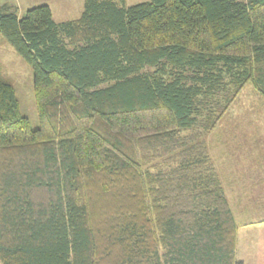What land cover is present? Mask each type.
Here are the masks:
<instances>
[{"label":"trees","instance_id":"trees-1","mask_svg":"<svg viewBox=\"0 0 264 264\" xmlns=\"http://www.w3.org/2000/svg\"><path fill=\"white\" fill-rule=\"evenodd\" d=\"M39 126L0 73V264H244L204 138L264 97V0L0 9Z\"/></svg>","mask_w":264,"mask_h":264},{"label":"rangeland","instance_id":"rangeland-1","mask_svg":"<svg viewBox=\"0 0 264 264\" xmlns=\"http://www.w3.org/2000/svg\"><path fill=\"white\" fill-rule=\"evenodd\" d=\"M40 3L50 5L55 20L74 17L83 8V0H0V9L11 5L21 16ZM0 73L15 89L20 113L37 128L32 70L1 35ZM204 138L238 223L236 258L244 264H264V97L245 84Z\"/></svg>","mask_w":264,"mask_h":264},{"label":"crops","instance_id":"crops-1","mask_svg":"<svg viewBox=\"0 0 264 264\" xmlns=\"http://www.w3.org/2000/svg\"><path fill=\"white\" fill-rule=\"evenodd\" d=\"M80 14V13H79ZM78 14V15H79ZM78 15L74 16V17H70V18H58L57 21H62V20H67V19H72V18H76ZM54 16V15H53Z\"/></svg>","mask_w":264,"mask_h":264}]
</instances>
